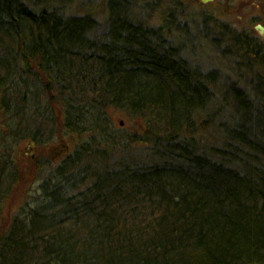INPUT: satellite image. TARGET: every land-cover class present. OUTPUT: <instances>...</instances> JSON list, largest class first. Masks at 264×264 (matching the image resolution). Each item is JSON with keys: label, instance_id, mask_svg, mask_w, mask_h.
<instances>
[{"label": "trees", "instance_id": "obj_1", "mask_svg": "<svg viewBox=\"0 0 264 264\" xmlns=\"http://www.w3.org/2000/svg\"><path fill=\"white\" fill-rule=\"evenodd\" d=\"M199 3L0 0V264H264V53L246 82L192 67ZM56 137L73 149L6 218L18 146Z\"/></svg>", "mask_w": 264, "mask_h": 264}, {"label": "rangeland", "instance_id": "obj_2", "mask_svg": "<svg viewBox=\"0 0 264 264\" xmlns=\"http://www.w3.org/2000/svg\"><path fill=\"white\" fill-rule=\"evenodd\" d=\"M199 4L195 6V10L200 12L202 18H204L203 14L211 16L209 19H212L211 25L213 28L211 34H209L203 33V30L206 29L201 30L198 24H196L197 26H195V24L190 26L189 32L192 30L190 33L191 38L194 34H197L198 36L194 37L192 41L190 39H188V41H186V39L183 40V44L180 47V49H182V53L180 52L182 56L189 59L190 62H192V66L198 67L203 72L217 70L218 73L221 74V78L226 77L230 82L232 80H238L241 73L243 74V80L241 81L246 82L250 80L252 77L251 73H256V70L253 72L255 68H253L250 73L247 71L245 64L243 65L240 63L243 65L242 66L234 62V60H236L234 54L225 53V45L220 42V39L217 40L219 43L216 42L215 44L213 42V39L217 37V35L214 36L215 19L217 24H221V22H225L226 19H230L226 5L222 3L215 5L212 4V2L204 5ZM250 6L251 7L246 10V20H252V17H254L257 18L253 19L256 23L261 14L260 6ZM142 15L148 20L151 18L148 14L146 15L142 13ZM221 18H223L222 21ZM231 20L236 21L234 16L231 17ZM153 23L159 24L160 22L158 19H155ZM237 28H241L240 24H237ZM239 61L242 62L243 60ZM111 115L115 124L123 127L124 130H137L139 126H142L139 119L131 118L128 113L123 110H114ZM216 127L218 126L216 125ZM212 131V134L215 135V137H218L219 134H217L215 130ZM219 131L220 129L218 127V132ZM57 138L58 137H56L55 141L48 146H37L31 141H23L18 146L17 160L21 170V178L5 203L3 215L6 214V218L27 202H30V204L33 202L34 195L39 192L38 186L43 173H45L50 166L57 164L73 149L75 141L66 137Z\"/></svg>", "mask_w": 264, "mask_h": 264}, {"label": "flooded vegetation", "instance_id": "obj_3", "mask_svg": "<svg viewBox=\"0 0 264 264\" xmlns=\"http://www.w3.org/2000/svg\"><path fill=\"white\" fill-rule=\"evenodd\" d=\"M238 1V2H237ZM212 4H225L227 9H228V14L230 19L229 20H225V22H221V24L223 25H227L229 29H236L243 35L245 36V39L248 40L250 39V44H258L259 49H264V0H213L211 1ZM250 5H258L260 6L261 9V14H260V18L258 19V21L255 23V21L253 19H257L252 17V20H246V16H247V11L248 8H250ZM234 16L236 21H232L231 17ZM223 18H221L222 21ZM251 19V17H250ZM246 21V22H245ZM243 22V23H242ZM220 24V23H218ZM217 21L215 19L214 21V26L215 28H217ZM237 24H240L241 28H237ZM261 25V27L263 29H260L259 26ZM221 26V25H220ZM226 26V27H227ZM227 29V30H229ZM216 30V32H215ZM214 30V36H216V33L220 32V29H215ZM225 30V31H227ZM215 42H217L216 37L214 38ZM258 50V47L253 45L252 48L251 46L249 47L250 51H254V50ZM247 48L245 49V52H240L238 51V53L241 55L240 60H242V56L243 55H247L246 54ZM261 51V50H260ZM261 53V52H259ZM262 54V53H261ZM236 58V57H235ZM234 62L239 65H244V62H240L237 58L236 60H234ZM242 63V64H240ZM242 65V66H243ZM241 66V67H242Z\"/></svg>", "mask_w": 264, "mask_h": 264}, {"label": "bare ground", "instance_id": "obj_4", "mask_svg": "<svg viewBox=\"0 0 264 264\" xmlns=\"http://www.w3.org/2000/svg\"><path fill=\"white\" fill-rule=\"evenodd\" d=\"M219 28L221 29L220 26H219ZM227 29H229L228 26H227V28L224 27V30H227ZM238 32H239L238 30L231 28L227 31L222 32L220 36L217 35L216 39L217 40L220 39V42L225 45L224 51L226 54L232 53V54H234V56L238 60H240L241 55L238 53V51L245 52V49L248 48L246 46H251V48H252L253 45L258 47V50L257 49L254 51L252 50L253 54L259 53L260 50H261V53H264V49H259L258 44H256V43H254L253 45L250 44V39L246 40L245 36L243 35V37H242V34L238 33ZM196 36H198V35L197 34L192 35V38H190V40L192 41V39ZM213 40L212 41L216 44L215 39H213ZM217 42L219 43V41H217ZM169 46H172V45L169 44ZM180 52L182 53V49H180ZM189 64L192 65V62H189ZM205 72H208V71H205ZM213 73L216 74V72H213ZM216 81H217V79H216Z\"/></svg>", "mask_w": 264, "mask_h": 264}, {"label": "water", "instance_id": "obj_5", "mask_svg": "<svg viewBox=\"0 0 264 264\" xmlns=\"http://www.w3.org/2000/svg\"><path fill=\"white\" fill-rule=\"evenodd\" d=\"M198 1H200V2H202V3H209V2H211V1H213V0H198ZM259 28H260V29H263V28L261 27V25L259 26Z\"/></svg>", "mask_w": 264, "mask_h": 264}]
</instances>
